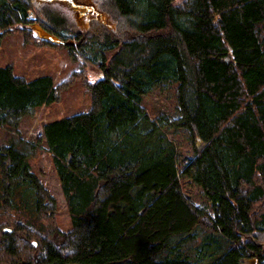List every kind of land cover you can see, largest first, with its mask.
I'll return each instance as SVG.
<instances>
[{"label":"trees","instance_id":"obj_1","mask_svg":"<svg viewBox=\"0 0 264 264\" xmlns=\"http://www.w3.org/2000/svg\"><path fill=\"white\" fill-rule=\"evenodd\" d=\"M36 2L0 0V44L12 33L63 47L99 74L55 85L0 68V129L14 131L0 146V264H264V0H99L87 29L44 19L56 43L27 28L29 11L44 12ZM75 80L90 109L42 128L70 217L63 231L30 168L40 141L19 125ZM167 82L177 85L169 124L194 146L180 171L168 123L142 104ZM181 177L211 214L184 195Z\"/></svg>","mask_w":264,"mask_h":264},{"label":"rangeland","instance_id":"obj_2","mask_svg":"<svg viewBox=\"0 0 264 264\" xmlns=\"http://www.w3.org/2000/svg\"><path fill=\"white\" fill-rule=\"evenodd\" d=\"M73 2L90 7L92 10L85 12L79 18L77 12L72 10L65 0H53L50 2L37 0L38 7L40 9L43 8L44 12L34 14L29 11L27 20L32 23L27 28L34 35L54 43L59 42V39L56 37L57 35L51 36L43 30L45 28L44 24H42L43 22L45 23L44 19L57 18L58 20H63L68 25L73 23L72 25L78 29H87L91 20L98 18L97 6L99 5V0H73ZM104 18L107 23L108 20L110 22L109 16H105ZM27 41L23 36L6 33L2 37L0 44V68L11 66L15 76L29 81L41 76H50L55 85L61 84L64 80H69L73 72L83 71V69L90 81H94L99 74L98 67L85 58L81 62L84 65L83 68L75 64L69 50L66 48L50 45L40 46L35 42ZM69 42H73V39H69ZM176 87L177 85L173 82L159 84L143 98L142 104L151 119H159L161 117L165 120L166 124L168 123L162 130L176 147L177 169L180 171L182 165L191 158L194 146L190 134L186 129L175 128L169 124V121L178 117ZM90 106L91 95L89 91L81 83V80H75L72 85L62 92L58 102L42 106L32 116H25L19 125L23 138L33 142L40 141L39 149L29 159L30 168L55 199L57 206L56 223L59 229L63 231H67L70 228V217L51 156L46 151L47 146L44 142L42 128L47 122L87 112ZM13 135L14 131L12 129L1 128L0 146L8 144ZM181 186L184 195L195 206L206 213H212L211 204L200 187L190 183L184 177H181ZM1 195L2 187L0 185V207L2 204ZM34 204V200L30 199L28 206L31 209L29 212L33 216L35 215ZM34 246H36V243Z\"/></svg>","mask_w":264,"mask_h":264},{"label":"water","instance_id":"obj_3","mask_svg":"<svg viewBox=\"0 0 264 264\" xmlns=\"http://www.w3.org/2000/svg\"><path fill=\"white\" fill-rule=\"evenodd\" d=\"M43 1H47V2H50V1H53V0H43ZM68 2L70 8L72 10H74L75 12H77L78 14V17L81 18L82 15L87 12V11H91L92 9L90 7H86V6H83V5H78V4H75L73 2V0H65ZM4 231H7V230H4ZM11 232V231H9ZM35 245V244H34Z\"/></svg>","mask_w":264,"mask_h":264},{"label":"clouds","instance_id":"obj_4","mask_svg":"<svg viewBox=\"0 0 264 264\" xmlns=\"http://www.w3.org/2000/svg\"><path fill=\"white\" fill-rule=\"evenodd\" d=\"M74 251H75V250H72V252H70V253H67V254H74Z\"/></svg>","mask_w":264,"mask_h":264}]
</instances>
